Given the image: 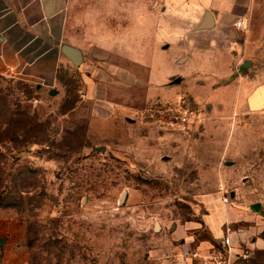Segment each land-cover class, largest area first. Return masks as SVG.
Segmentation results:
<instances>
[{
    "label": "rangeland",
    "instance_id": "374dc122",
    "mask_svg": "<svg viewBox=\"0 0 264 264\" xmlns=\"http://www.w3.org/2000/svg\"><path fill=\"white\" fill-rule=\"evenodd\" d=\"M233 51L216 75L145 48L131 54L149 68L127 76L82 52L54 95L0 77V205L22 228L8 264H183L195 243L221 241L203 222L219 203L253 216L247 231L262 237L264 114L245 109L255 72ZM168 70L182 77L162 87ZM183 109L192 119L171 123ZM248 247L240 263L264 264V248Z\"/></svg>",
    "mask_w": 264,
    "mask_h": 264
},
{
    "label": "crops",
    "instance_id": "0c3cea01",
    "mask_svg": "<svg viewBox=\"0 0 264 264\" xmlns=\"http://www.w3.org/2000/svg\"><path fill=\"white\" fill-rule=\"evenodd\" d=\"M239 20L243 31L235 29ZM64 45L98 53L93 59L118 69L119 76L129 75L130 65L149 68V60L131 54L145 48L158 52L172 47L174 65L190 63L198 72L216 75L234 62L233 50H239L245 58L240 69L247 64L255 72L248 80L245 109L264 114V0H0V77L50 92L64 70L75 68L62 53ZM176 76L182 77L174 70L162 73L159 85L168 86ZM213 208L203 222L216 240L228 224L236 229L230 237L234 250L249 244L264 248V235L253 240L247 231L253 216L222 203ZM21 232L13 210L0 208V264H8L5 253ZM192 243L189 237L185 245ZM193 246L200 259L186 255L183 264L201 262L211 243L202 240Z\"/></svg>",
    "mask_w": 264,
    "mask_h": 264
},
{
    "label": "built area",
    "instance_id": "2783aa9c",
    "mask_svg": "<svg viewBox=\"0 0 264 264\" xmlns=\"http://www.w3.org/2000/svg\"><path fill=\"white\" fill-rule=\"evenodd\" d=\"M235 29L237 31L244 30V22L239 20L235 23ZM166 112L171 113V110H167ZM193 116L192 110L183 109L181 111L176 112L175 114L170 115L171 123L178 124H187ZM223 202L227 203L228 199L224 198ZM251 249L247 246L239 248L238 251L234 250L231 245V241L229 237H223L218 245L213 246L210 249L208 255L201 259L202 264H237L238 262H243L249 259L251 255ZM191 259L198 260L200 256L197 252H193L190 254Z\"/></svg>",
    "mask_w": 264,
    "mask_h": 264
},
{
    "label": "water",
    "instance_id": "95a60500",
    "mask_svg": "<svg viewBox=\"0 0 264 264\" xmlns=\"http://www.w3.org/2000/svg\"><path fill=\"white\" fill-rule=\"evenodd\" d=\"M204 28H207V27H199L200 30H201V29H204ZM62 53L64 54L65 57H67V58L71 61L72 65H73L74 67L79 68V66L82 64V61H83V55H82V53H81L79 50H77V49H75V48H72V47H70V46L64 45V46L62 47ZM247 66H248V65L245 64V65L243 66V68H246ZM176 82L179 83V82H180V79H177ZM54 94H55V93H54L53 90L50 91V95H54ZM126 194H127V193L124 192V194H123V196H122V198H121V200H120V203H123V202H124V200H125V198H126ZM252 209H253L254 211L257 212V211L259 210V206H258V205H254V206L252 207Z\"/></svg>",
    "mask_w": 264,
    "mask_h": 264
},
{
    "label": "trees",
    "instance_id": "16d2710c",
    "mask_svg": "<svg viewBox=\"0 0 264 264\" xmlns=\"http://www.w3.org/2000/svg\"><path fill=\"white\" fill-rule=\"evenodd\" d=\"M2 206L0 205V208H1ZM213 245L216 247L217 245H218V242H216V243H213Z\"/></svg>",
    "mask_w": 264,
    "mask_h": 264
}]
</instances>
